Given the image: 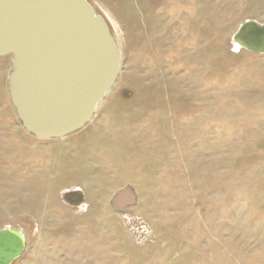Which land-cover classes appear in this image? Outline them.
<instances>
[{"label":"rangeland","instance_id":"374dc122","mask_svg":"<svg viewBox=\"0 0 264 264\" xmlns=\"http://www.w3.org/2000/svg\"><path fill=\"white\" fill-rule=\"evenodd\" d=\"M118 43L91 120L30 134L0 57V229L14 264H264V53L238 48L264 0H89ZM131 186L135 205L113 208ZM82 190L79 206L63 200Z\"/></svg>","mask_w":264,"mask_h":264},{"label":"water","instance_id":"95a60500","mask_svg":"<svg viewBox=\"0 0 264 264\" xmlns=\"http://www.w3.org/2000/svg\"><path fill=\"white\" fill-rule=\"evenodd\" d=\"M241 49L264 53V23L244 21L233 36ZM12 55L8 76L11 102L23 127L43 139L82 129L115 84L121 65L118 43L107 19L89 0H0V56ZM72 205L82 190L65 191ZM131 186L117 191V211L135 205ZM26 239L0 229V264L20 257Z\"/></svg>","mask_w":264,"mask_h":264},{"label":"flooded vegetation","instance_id":"af4514ba","mask_svg":"<svg viewBox=\"0 0 264 264\" xmlns=\"http://www.w3.org/2000/svg\"><path fill=\"white\" fill-rule=\"evenodd\" d=\"M1 57V56H0ZM15 261H16V259L14 260V261H12L10 264H14L15 263Z\"/></svg>","mask_w":264,"mask_h":264}]
</instances>
